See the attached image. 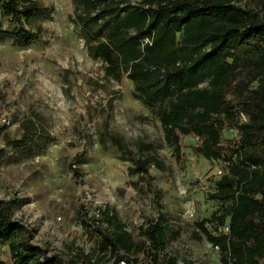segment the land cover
Instances as JSON below:
<instances>
[{"label":"rangeland","instance_id":"1","mask_svg":"<svg viewBox=\"0 0 264 264\" xmlns=\"http://www.w3.org/2000/svg\"><path fill=\"white\" fill-rule=\"evenodd\" d=\"M35 1L51 9L23 26L32 33L40 26L38 39L28 46L0 39V200L15 201L13 220L29 231L32 244L73 264H113L109 252H99L95 228L111 233L117 224L131 241L120 254L140 264L136 246L148 247L141 229L150 222L166 227L161 255L176 264H222L220 249L195 225L228 211L229 203L222 207L211 198L224 165L197 154L200 143L191 134L181 137L177 162L158 107L144 105L129 79L115 81L102 61L90 58L70 18L72 0ZM0 20L14 29L1 14ZM27 120L37 133L17 146ZM222 135L221 145L232 147L235 134ZM111 137L130 153L117 150ZM150 155L159 166L130 174ZM110 215L112 224L105 222ZM0 264H11L6 242H0Z\"/></svg>","mask_w":264,"mask_h":264},{"label":"trees","instance_id":"2","mask_svg":"<svg viewBox=\"0 0 264 264\" xmlns=\"http://www.w3.org/2000/svg\"><path fill=\"white\" fill-rule=\"evenodd\" d=\"M72 23L91 59L105 64V75L133 84V94L148 107H158L165 141L181 161L180 139L193 135L195 152L221 162L213 200L228 206L196 223L221 252L222 264H261L264 259V0H72ZM47 10L35 0H0V14L14 25L2 27L0 39L28 46L42 31L23 29ZM207 81L205 87L200 83ZM240 114L246 122L240 121ZM17 146L36 135L31 120L22 123ZM235 134L232 147L221 145L223 132ZM114 147L130 153L118 138ZM148 145L143 146L149 150ZM227 149V150H226ZM159 166L152 155L138 159L130 174L147 175ZM15 201L0 200V242H6L11 264H73L30 242L29 231L12 218ZM112 224L113 215L106 217ZM217 232L227 226V233ZM166 227L150 222L141 229L149 243L137 245L140 264H176L161 255ZM99 252L113 264H138L129 251V234L117 224L101 232ZM101 260V259H100Z\"/></svg>","mask_w":264,"mask_h":264},{"label":"built area","instance_id":"3","mask_svg":"<svg viewBox=\"0 0 264 264\" xmlns=\"http://www.w3.org/2000/svg\"><path fill=\"white\" fill-rule=\"evenodd\" d=\"M240 121L241 122H246V117L243 115V114H240ZM224 174V170H218L217 171V173H216V177L217 178H219L220 176H222ZM222 230H223V233H227V226H225V227H223L222 228ZM215 247V249H218V247L217 246H214ZM120 264H125L124 262H121Z\"/></svg>","mask_w":264,"mask_h":264}]
</instances>
